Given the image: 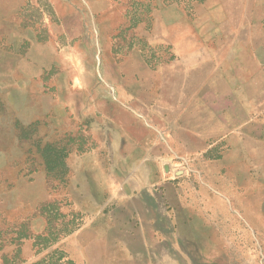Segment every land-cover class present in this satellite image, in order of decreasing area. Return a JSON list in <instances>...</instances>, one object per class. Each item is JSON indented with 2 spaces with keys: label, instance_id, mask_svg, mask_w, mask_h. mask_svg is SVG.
<instances>
[{
  "label": "crops",
  "instance_id": "1",
  "mask_svg": "<svg viewBox=\"0 0 264 264\" xmlns=\"http://www.w3.org/2000/svg\"><path fill=\"white\" fill-rule=\"evenodd\" d=\"M103 1L0 0V98L89 138L69 153L78 226L22 264H193L182 230L225 224L264 240V0H184L125 52Z\"/></svg>",
  "mask_w": 264,
  "mask_h": 264
},
{
  "label": "rangeland",
  "instance_id": "2",
  "mask_svg": "<svg viewBox=\"0 0 264 264\" xmlns=\"http://www.w3.org/2000/svg\"><path fill=\"white\" fill-rule=\"evenodd\" d=\"M183 1L98 2L97 6L105 12L102 33L111 41L114 51L125 52L135 46L150 48L149 39L155 32L152 30L153 20L166 17L169 7L180 6L179 9L187 10ZM74 32L77 33L69 31L70 35ZM154 36L162 37V30L156 31ZM84 37L87 40L88 35ZM70 40L65 35L64 42ZM55 66L49 70L47 82L59 72V66ZM66 68L67 64H64L63 71H67ZM29 104L27 101L13 105L5 97L0 98V123L12 124L0 125V264H22L37 256L42 249L52 250L81 220V208L73 202L77 193L73 188L75 175L70 164L74 159L70 155L67 157L69 173L63 181L46 173L39 158L38 145L40 141L61 139L71 148L86 146L89 145L88 131L69 118L57 121L52 114L41 118V114ZM17 123L20 124L18 128ZM182 233H191V237L185 238L191 250L207 251L206 254L197 253L198 258L192 259L193 264L205 260V257L208 264H264V240L257 239L252 243L251 240L235 238L226 224L209 229L211 237L208 239L198 229L186 228ZM54 237L57 240L53 243ZM55 258L54 255L53 261Z\"/></svg>",
  "mask_w": 264,
  "mask_h": 264
},
{
  "label": "trees",
  "instance_id": "3",
  "mask_svg": "<svg viewBox=\"0 0 264 264\" xmlns=\"http://www.w3.org/2000/svg\"><path fill=\"white\" fill-rule=\"evenodd\" d=\"M20 124L17 123V128ZM23 127H21L22 129ZM24 129V128H23ZM21 138V134L18 135ZM39 143V142H38ZM69 143L63 142L61 139H55L47 141L38 145V151L41 159V164H43L47 174H54L56 177L61 178V180H66V175L69 173V165L67 163V157L71 151ZM75 228L69 229L67 233H70ZM53 243L57 240L56 237L53 238ZM52 243V244H53ZM49 246V245H47ZM45 246V247H47ZM55 255V254H54ZM54 257V256H53Z\"/></svg>",
  "mask_w": 264,
  "mask_h": 264
}]
</instances>
